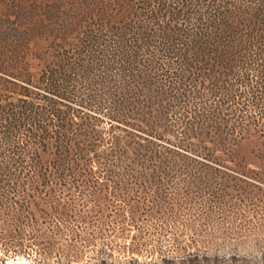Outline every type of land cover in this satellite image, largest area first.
Here are the masks:
<instances>
[{
    "label": "trees",
    "instance_id": "obj_1",
    "mask_svg": "<svg viewBox=\"0 0 264 264\" xmlns=\"http://www.w3.org/2000/svg\"><path fill=\"white\" fill-rule=\"evenodd\" d=\"M47 2L46 64L0 63V226L264 192V0Z\"/></svg>",
    "mask_w": 264,
    "mask_h": 264
},
{
    "label": "rangeland",
    "instance_id": "obj_2",
    "mask_svg": "<svg viewBox=\"0 0 264 264\" xmlns=\"http://www.w3.org/2000/svg\"><path fill=\"white\" fill-rule=\"evenodd\" d=\"M47 4L0 0V63L15 55L32 72L46 64L53 46L43 31ZM199 191L167 204L172 213L87 210V220L64 224L36 212L23 224L0 226V264H264V192L213 199ZM151 213L165 218L152 219ZM71 227L76 236L69 235Z\"/></svg>",
    "mask_w": 264,
    "mask_h": 264
}]
</instances>
